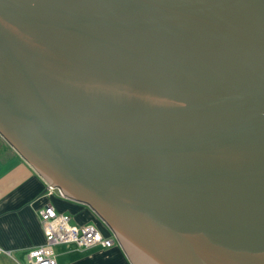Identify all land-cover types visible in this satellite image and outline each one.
<instances>
[{
	"label": "water",
	"instance_id": "95a60500",
	"mask_svg": "<svg viewBox=\"0 0 264 264\" xmlns=\"http://www.w3.org/2000/svg\"><path fill=\"white\" fill-rule=\"evenodd\" d=\"M0 137L132 264H264V0H0Z\"/></svg>",
	"mask_w": 264,
	"mask_h": 264
},
{
	"label": "crops",
	"instance_id": "0c3cea01",
	"mask_svg": "<svg viewBox=\"0 0 264 264\" xmlns=\"http://www.w3.org/2000/svg\"><path fill=\"white\" fill-rule=\"evenodd\" d=\"M46 206L71 218V224L94 225L104 238L111 231L87 206L62 198L0 137V264H29L26 253L44 244L38 213ZM57 264H132L117 242L110 248H54Z\"/></svg>",
	"mask_w": 264,
	"mask_h": 264
},
{
	"label": "built area",
	"instance_id": "2783aa9c",
	"mask_svg": "<svg viewBox=\"0 0 264 264\" xmlns=\"http://www.w3.org/2000/svg\"><path fill=\"white\" fill-rule=\"evenodd\" d=\"M38 216L45 241L26 253L29 264H57L54 248L58 246L72 245L78 250H87L95 246L110 248L114 245L113 239L104 238L94 225H72L68 215L58 214L50 206L41 209Z\"/></svg>",
	"mask_w": 264,
	"mask_h": 264
},
{
	"label": "rangeland",
	"instance_id": "374dc122",
	"mask_svg": "<svg viewBox=\"0 0 264 264\" xmlns=\"http://www.w3.org/2000/svg\"><path fill=\"white\" fill-rule=\"evenodd\" d=\"M59 195H60V193H59ZM62 195V194H61ZM62 198H63V195H62ZM110 230V229H109ZM111 231V230H110ZM111 233H112V231H111ZM112 236H113V242L115 243L116 241H115V239H116V237H115V235L112 233ZM117 240V239H116ZM117 243L119 244V242L117 241Z\"/></svg>",
	"mask_w": 264,
	"mask_h": 264
},
{
	"label": "bare ground",
	"instance_id": "6f19581e",
	"mask_svg": "<svg viewBox=\"0 0 264 264\" xmlns=\"http://www.w3.org/2000/svg\"><path fill=\"white\" fill-rule=\"evenodd\" d=\"M57 191V190H56ZM102 235V234H101Z\"/></svg>",
	"mask_w": 264,
	"mask_h": 264
}]
</instances>
